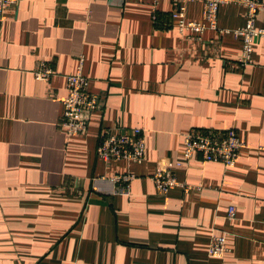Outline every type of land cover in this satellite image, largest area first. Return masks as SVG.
Returning a JSON list of instances; mask_svg holds the SVG:
<instances>
[{"label":"crops","instance_id":"0c3cea01","mask_svg":"<svg viewBox=\"0 0 264 264\" xmlns=\"http://www.w3.org/2000/svg\"><path fill=\"white\" fill-rule=\"evenodd\" d=\"M153 4L18 0L0 22V264H264V36L241 66L242 38L184 36L154 22ZM187 6L203 19L200 1ZM173 8L157 4L164 19ZM246 18L226 3L218 26ZM80 55L103 106L87 133L68 136L66 77ZM41 60L55 70L49 81L34 76ZM131 127L143 129L146 160H101L105 131ZM230 127L245 142L235 166L184 159L185 133ZM167 162L197 188L159 191L151 176ZM124 173L136 175L128 194L111 181ZM214 234L230 247L222 257L208 254Z\"/></svg>","mask_w":264,"mask_h":264},{"label":"built area","instance_id":"2783aa9c","mask_svg":"<svg viewBox=\"0 0 264 264\" xmlns=\"http://www.w3.org/2000/svg\"><path fill=\"white\" fill-rule=\"evenodd\" d=\"M153 20L158 24H173L180 33L187 37L201 39L204 32L211 28L222 33H233L242 38L243 49L239 59L241 66L253 62L255 39L264 36V28L258 27L257 18L264 10V0H172L174 8L169 18L164 19L157 10L160 0H153ZM200 1L203 4V19L192 20L188 18V3ZM18 0H0V22L5 18L7 11L16 7ZM226 3L242 4L247 9L246 24L237 29H220L218 17L220 7ZM84 55L79 56V64L75 72L67 75V92L63 99V115L61 127L68 136L85 134L89 128V121L93 111L103 106L102 100L89 89L90 79L84 73ZM55 74L54 68L48 61L41 60L34 70L38 80L49 81ZM184 159L190 161L199 155L202 163L220 161L228 167L237 163L240 150L245 147V142L234 127L226 129H198L194 128L184 135ZM97 154L104 162L128 160L143 163L146 160V140L141 127H131L117 131L107 130L97 146ZM181 163H177L180 165ZM136 177L133 173L116 174L111 181L116 186L115 192L128 194L131 182ZM106 179L105 176H102ZM157 189L163 193L181 187L188 192L197 186L182 181L173 171L170 163L157 166L151 176ZM235 208L230 207L228 217H235ZM230 251L226 236L214 234L211 238L208 254L211 257H222Z\"/></svg>","mask_w":264,"mask_h":264}]
</instances>
